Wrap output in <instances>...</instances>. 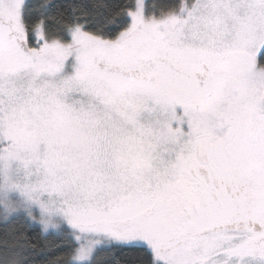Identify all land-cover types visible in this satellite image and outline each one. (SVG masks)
I'll return each instance as SVG.
<instances>
[{"label":"snow or ice","instance_id":"6c2138e0","mask_svg":"<svg viewBox=\"0 0 264 264\" xmlns=\"http://www.w3.org/2000/svg\"><path fill=\"white\" fill-rule=\"evenodd\" d=\"M0 224V264H264V0H0Z\"/></svg>","mask_w":264,"mask_h":264},{"label":"trees","instance_id":"16d2710c","mask_svg":"<svg viewBox=\"0 0 264 264\" xmlns=\"http://www.w3.org/2000/svg\"><path fill=\"white\" fill-rule=\"evenodd\" d=\"M154 0H148V3H153ZM13 227V225H2L0 224V233L8 230ZM28 235L36 240L39 239L42 243L44 242V238L39 236V229H32L28 232ZM67 243V241H63ZM62 243L61 239L56 236L47 237V245L48 247H53ZM64 249L61 248L59 252H63ZM59 253H53V255H58ZM109 264H145V257L143 253L139 249L134 248H124L117 249L114 251V254L109 258Z\"/></svg>","mask_w":264,"mask_h":264}]
</instances>
